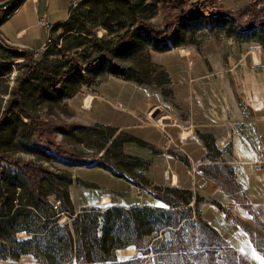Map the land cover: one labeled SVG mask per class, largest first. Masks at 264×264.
I'll return each instance as SVG.
<instances>
[{
  "label": "rangeland",
  "instance_id": "374dc122",
  "mask_svg": "<svg viewBox=\"0 0 264 264\" xmlns=\"http://www.w3.org/2000/svg\"><path fill=\"white\" fill-rule=\"evenodd\" d=\"M111 1L91 0L73 7L72 14L94 29L92 40L84 42L83 49H54L44 61L22 50L26 58L37 60V69L29 75L23 57L6 55L7 66L0 65V153L44 169L37 176L40 183L35 193L19 168L0 161V215L9 204L17 211L10 222L0 225V264H55L53 259L59 257L65 264H264V200L250 202L235 179L236 162L220 164L219 170L228 179L215 197L192 192L184 205L171 208L178 200L176 194L153 187L150 147V139L157 135L150 127H155L158 120L160 127L166 125L168 120H161L166 115L177 118L179 137L183 130L197 137L196 127L184 129L183 121L204 108L201 98L211 100L215 98L211 93L218 95L217 90L210 91L211 87L223 96L224 84L230 83L239 108L246 103L257 114H264V27L241 31L237 24L247 17L252 3L264 11V0H194L204 7L209 5L212 13L190 21L181 19L175 37L164 43L153 40L148 26L163 27L162 10L169 0H114L122 14L117 25H124L117 33L111 32L110 22H104L100 14ZM136 5L140 9L134 10ZM175 5L182 10L185 0H175ZM138 19L140 24H135ZM123 35L126 37L118 38ZM180 49L188 55L180 56ZM104 52L108 55L100 58ZM252 53L259 64L253 65ZM56 81H60L59 86L50 87ZM15 87L20 94V109ZM36 90L45 93L33 105ZM86 97H91L88 108L83 105ZM257 102L259 107H255ZM245 109L243 116L237 113L228 121V129L232 130L234 123L246 127L251 124L253 115ZM24 112L58 125L69 124V131H52L50 137L61 149L85 155V160L73 163L43 150L35 141L34 124ZM196 122L199 120L193 124ZM257 127L264 134V121ZM131 136L147 146L128 141ZM168 147L190 167L181 145ZM194 150L196 160L202 159L200 147ZM227 151L222 149L211 157L224 158L222 154L227 155ZM127 154L147 159L149 167L133 170L135 177L148 178L151 185L146 189L134 186V177L120 180L113 175H118L114 163L122 167L123 162H131ZM212 158L207 160L211 162ZM204 167L202 172L218 171L217 165ZM160 170L155 172L161 177ZM223 183L217 181L211 190ZM226 185L234 191H226ZM109 192L122 203L156 194L165 196L168 202L158 198L161 207L138 208L150 213H129L124 207L132 206L120 207L125 209L123 215L111 214L107 222H102L101 213L111 206L100 204V199L106 197L107 201ZM222 204L231 205L232 221L223 220ZM84 211L92 216H77ZM75 217L78 234L73 237L76 244L67 252L69 255L65 254L66 241L58 229L53 230L52 247H44L42 223H49L45 224L46 232L52 228L50 221L72 226ZM209 221L216 223L215 227ZM166 224L170 227L162 228ZM102 228L106 230L104 242ZM59 249H64L63 256H58Z\"/></svg>",
  "mask_w": 264,
  "mask_h": 264
},
{
  "label": "crops",
  "instance_id": "0c3cea01",
  "mask_svg": "<svg viewBox=\"0 0 264 264\" xmlns=\"http://www.w3.org/2000/svg\"><path fill=\"white\" fill-rule=\"evenodd\" d=\"M89 1L91 0H36V2L30 0H16L8 7L0 8V33L11 44L9 47H4L0 44V65L7 66V64H4L9 61L6 55L11 56L12 59H17L20 57L19 53L23 48H39L47 37H49L53 44L49 45L44 52L33 56L34 59L39 56L38 60L44 61L43 59L47 58L49 53L54 49L59 50L60 48H64L66 50L71 49V51H74V49H83V43L92 40L91 37L94 34V29L92 26L82 21L81 18H78V15H73L72 11L73 7L77 4L82 6ZM128 2L130 3V1ZM128 5L126 8H128ZM100 14L104 22H107V20L110 22L108 23L111 26L110 29L115 26L117 28L120 26L123 28V24L117 25L116 19H111L107 14H103V8ZM117 16L120 20L122 14L119 12ZM41 19H46L51 25L49 35H47V31H45L44 28L38 26V22ZM140 22L141 19H138L135 24H140ZM141 29L143 30V28ZM121 37L125 38L126 35L119 36V38ZM186 53V55H188L187 51ZM253 54L254 53H252V55ZM180 56L183 55L180 54ZM231 87L230 83L224 84L222 88V90H224L223 96L219 94L220 91L218 89H212L211 87L210 91L217 90L219 92L218 95L211 93V95L215 97L214 99L211 98V100L201 98L204 108H200L196 113H191L190 117L183 121L184 126L182 128L184 129L196 127V130L199 131L197 137L193 136V132L189 131L187 137L180 139L178 136V128L181 126L179 127V124H176L177 118L175 119L168 115L165 117H169L170 121H166L168 122L166 125L160 127L155 124V127H150V130L152 129V131L155 130L157 132V135H153L152 139H150L153 186L162 190V185L168 186L169 184L172 186L171 188H173V186H178L176 187L177 189H188L191 193H205L208 194V196L215 197L219 191H222L221 189H223L228 179L225 177L223 171L219 170L220 164L232 165L235 161L237 164L235 163L233 169L236 175H238L235 179L241 184V189L247 192L250 202L259 200L260 198L264 200V173L256 171L252 165V162L257 160L259 155H264V134L262 130L257 127L258 122L264 121V114H257V112H254L256 110L246 103L239 108L231 93ZM258 103L259 102L256 103L255 107ZM245 107L248 108L249 114L251 113L253 115L252 119H250L251 124L246 123V127L242 125V123L234 126V123L231 127L233 131L230 130V128L228 129V127H226L228 121L233 120L237 113L243 116L246 111ZM260 116L261 119H259ZM196 119H198L199 122H196L194 125L193 122L196 121ZM218 120H220V124H216ZM241 120H243V117H241ZM178 121H181V119H178ZM184 131L185 130H183L182 133ZM182 133L181 138H183ZM138 139L143 141L140 138ZM216 143H218V145ZM142 145L147 146V143L143 141ZM178 145L183 147L186 158L191 162L190 167L186 159L181 161L172 153L171 149H168V146L178 147ZM197 147H200L203 152V158L198 160L195 158L197 152L194 150V148ZM226 148H228L227 155L222 154L224 158L216 157L213 159L211 157L212 153L222 151V149L224 150ZM210 150H213V152H210ZM137 156L143 158L141 155ZM207 158H212L213 160L210 162ZM194 165L197 166V168L193 171ZM213 165H217V167H215L218 169L217 172H202V169L205 168L204 166L208 167ZM147 167H149V165ZM141 168L142 167L134 168V171ZM156 169H161V177L158 175L159 172H155ZM165 171H169L172 176H170L169 173L166 174ZM174 177L176 178L175 182ZM118 179L123 180L125 178ZM170 180L172 182H170ZM217 181H222V183H224L220 184L221 188L219 190H211L212 185L214 186V184H217ZM148 184L151 185L150 181ZM226 187V191H234L230 185H226ZM109 194L107 198L109 200L108 204L111 207L132 206L135 208H154L163 205L155 196L147 195L148 198L146 199L137 197L135 202L122 203L112 192H109ZM215 224L216 223L212 221L210 222L212 227H215Z\"/></svg>",
  "mask_w": 264,
  "mask_h": 264
},
{
  "label": "trees",
  "instance_id": "16d2710c",
  "mask_svg": "<svg viewBox=\"0 0 264 264\" xmlns=\"http://www.w3.org/2000/svg\"><path fill=\"white\" fill-rule=\"evenodd\" d=\"M118 3H116L115 1H111L110 4L107 3L106 5L103 6V14H107V16L109 18L112 19H116V21H118V13L120 12L119 10H117L118 8ZM135 9H140L139 7ZM165 15H164V25L162 26H148V31L149 33L152 35L151 37L153 38V40L157 43H164L170 39H173L175 37V33L177 31V25L180 22L181 19H185V20H193V19H197L200 17H204L206 15H208V13H212V10L210 8L209 5H207L206 7H204L202 2L199 1H194V0H185V6L182 10H179L178 7H176L175 5V0H169V2L167 3V6L164 7V9L162 10ZM117 12V13H116ZM218 14H225L223 13H218ZM238 24V28L241 31H252L253 28L256 27H264V11L263 10H258L255 8V4H250L249 6V10H248V15L244 20H239L237 22ZM121 28L120 27H113L111 32H118ZM119 38V37H118ZM123 38V37H122ZM114 48L111 47L110 51H112ZM108 51V50H106ZM108 55L107 52H104L103 55L100 58H104V56L106 57ZM20 57L25 58L24 60L27 62V68H26V74L29 75L30 72H32L33 70L37 69V62L34 61L31 57L26 58V54L25 53H19ZM60 84V81H56L53 82L50 87L52 88H57ZM15 92V100L17 101V107L20 106V94L17 90V87H15L14 89ZM44 91L42 90H36L33 93V105L37 103V101L44 95ZM22 107H19V109ZM23 110V109H22ZM4 113H6V110H3ZM24 116L29 120V122H32L34 124V130H35V136H36V143L41 146V148L43 150H49V151H53L55 153L58 154V156H60L61 158H65V159H69L71 160V162L73 163H77L78 161H83L85 160L86 156L82 155L81 153H74L72 150L67 149V148H60L57 142H55L51 137L50 134L52 133V131L54 132H67L70 130V125L69 124H65L62 123L61 125L55 124V121H52L51 119H46V120H42L37 118L34 115H30L26 112H24ZM128 141H134L136 143H140L142 144L143 141L139 140L138 138H134V137H130L129 139H127ZM123 141L122 140L119 144L120 146L122 145ZM114 142V141H113ZM126 157H128L131 162L127 163V162H123V166H119L116 163L115 166L117 168V172L118 175L114 174L113 175L117 178H123L124 176L129 177L130 178H135V180L137 181L136 183H134L133 185L138 187V186H143L145 189L148 187V181L143 178L142 176L138 175V177H135L133 174V170L134 168H138V167H147L149 165V163L139 157V156H133L130 154H127ZM103 158V157H102ZM100 160V158H99ZM102 160V159H101ZM0 161L5 162L7 164L13 165L16 168H19L24 176L25 179L29 182V184L31 185V189L33 192L37 193L39 190V181L37 180V176L39 174L40 171H43L44 169H41L40 166L34 164L33 162H23L22 160H20L19 158H13L9 155H7L5 152L0 153ZM132 174V175H131ZM139 184V185H138ZM154 187V186H153ZM154 189H159L157 187H154ZM153 190V189H152ZM161 191H166V192H173L176 194L177 197V202H173L172 205H170L169 207L172 208V206L175 205H184V203H186L187 200H189L190 195H191V191H189L188 189H177V188H163ZM156 194V193H155ZM157 198H161L162 201L164 202H168V199H164L165 196H159L158 194H156ZM171 203V202H170ZM169 204V203H168ZM127 210H129V213H150V210H142V209H138L135 207H124ZM121 209L120 207H109V210H106L104 212L101 213V217H102V222H107L109 215H117V214H121L123 215L125 213V209ZM158 208H155V213H158ZM16 210L14 208H12V205L9 204V206H6L4 211L2 212V215L0 219V225L6 223V222H10L11 219L14 217V215H16ZM74 214V213H71ZM95 215V214H94ZM78 217L80 216L82 219H86L88 217H91L92 215L89 212H81L77 215ZM75 219L72 220L71 225L72 226H59L56 224L57 220H52L50 221V223H52V228H50V230L48 229L45 232V224H49V223H42L43 226V230L40 232V235L43 233L44 235H41V239L44 240L45 244L44 247L48 248L49 246L53 243V239L51 238L53 230L54 229H58L61 233V235L63 236V239H65L66 241V245L65 247L67 248V251L65 254L69 255L67 252H71L70 248L71 246L74 244H76V240L73 238L74 235L78 234V231L76 229L75 224ZM178 222L175 221V228L177 227ZM168 228L170 227V225H163L162 228ZM160 229V227H159ZM135 230L137 231V228H135ZM105 235H106V230L105 228H102V242L105 241ZM52 247V245H51ZM64 249H59L57 252L58 256H63L61 251ZM71 255V253H70ZM65 260L62 259L61 257H59V259H53V262L55 264H65L64 262ZM86 261L90 262L91 260L89 259V257L86 258Z\"/></svg>",
  "mask_w": 264,
  "mask_h": 264
},
{
  "label": "built area",
  "instance_id": "2783aa9c",
  "mask_svg": "<svg viewBox=\"0 0 264 264\" xmlns=\"http://www.w3.org/2000/svg\"><path fill=\"white\" fill-rule=\"evenodd\" d=\"M30 1L36 2V0H30ZM38 26L41 27V28H44L45 31H47V35H49L50 29H51V25L48 23V21L46 19L39 20ZM0 44L2 46H4V47L11 46V44L2 36L1 33H0ZM51 44H53L52 41L49 39V37H47L45 39V41H43V44H41L38 49L23 48L22 50H25V51H28V52L30 51L33 55H38V54L44 52L49 47V45H51ZM159 121L160 120H158V122L156 123L157 126H160V122ZM180 139H184V138H181V135H180ZM252 165H253V168L256 171H261V172L264 173V155H259L257 160L252 162ZM196 168H197V166L195 168H193V171ZM165 173L168 174L169 171H165ZM170 176H172V175L170 174ZM236 176H238V175H236ZM220 188H221V186L217 185L215 187V190H219ZM104 198H106V197H103V198L100 199V204H102V205L107 204L109 202L108 198H107V201L102 202L104 200ZM222 205H223V207H222V211H223L222 218H223V220H225L227 222L232 221L233 220V211H232L231 205H227V204H222Z\"/></svg>",
  "mask_w": 264,
  "mask_h": 264
},
{
  "label": "bare ground",
  "instance_id": "6f19581e",
  "mask_svg": "<svg viewBox=\"0 0 264 264\" xmlns=\"http://www.w3.org/2000/svg\"><path fill=\"white\" fill-rule=\"evenodd\" d=\"M179 53L181 54V55H186L187 53H186V51L185 50H183V49H180L179 50ZM259 63V61H258V58H257V56H256V54H253V64H255V65H257ZM90 98L91 97H86L85 99H84V102H83V105H84V107H86V108H88L89 106H90ZM162 119V118H161ZM188 134H189V131H184L183 133H182V137L183 138H185V137H187L188 136ZM176 181V178L174 177V182ZM103 201H105V200H103Z\"/></svg>",
  "mask_w": 264,
  "mask_h": 264
},
{
  "label": "water",
  "instance_id": "95a60500",
  "mask_svg": "<svg viewBox=\"0 0 264 264\" xmlns=\"http://www.w3.org/2000/svg\"><path fill=\"white\" fill-rule=\"evenodd\" d=\"M14 1L16 0H0V8H6L10 5H12V3H14ZM161 120H168V122L170 121L169 117H166V118H162Z\"/></svg>",
  "mask_w": 264,
  "mask_h": 264
}]
</instances>
